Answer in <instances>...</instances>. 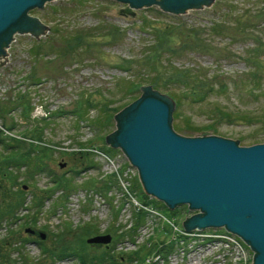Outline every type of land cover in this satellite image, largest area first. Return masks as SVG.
Wrapping results in <instances>:
<instances>
[{
  "label": "rangeland",
  "instance_id": "374dc122",
  "mask_svg": "<svg viewBox=\"0 0 264 264\" xmlns=\"http://www.w3.org/2000/svg\"><path fill=\"white\" fill-rule=\"evenodd\" d=\"M126 4L46 0L29 12L48 29L16 32L5 47L1 138L19 137L21 147L11 155L0 142V214L16 209L0 219V264H79L69 255L52 261L43 245L78 248L93 264L109 255L116 264H157V250L174 245L184 206L146 193L137 168L105 140L141 85L178 100L180 134L264 142V0H213L179 13L153 3L133 7L130 19L99 12ZM21 154L33 162L7 164ZM131 196L173 223L162 231L156 220L139 222ZM100 233L111 240L86 241Z\"/></svg>",
  "mask_w": 264,
  "mask_h": 264
},
{
  "label": "water",
  "instance_id": "95a60500",
  "mask_svg": "<svg viewBox=\"0 0 264 264\" xmlns=\"http://www.w3.org/2000/svg\"><path fill=\"white\" fill-rule=\"evenodd\" d=\"M46 0H0V65L7 60L5 47L16 32L38 37L48 29L29 10ZM123 8H111L125 18H136L133 7L156 3L171 12L207 6L213 0H119ZM142 94L114 114L116 128L105 136L119 147L137 168L146 193L170 209L186 204L185 229L221 226L237 233L254 250L251 264H264V142L240 145L211 131L183 135L171 126L174 102L151 85L140 86ZM44 237V233H40ZM110 233L86 238L108 243Z\"/></svg>",
  "mask_w": 264,
  "mask_h": 264
},
{
  "label": "built area",
  "instance_id": "2783aa9c",
  "mask_svg": "<svg viewBox=\"0 0 264 264\" xmlns=\"http://www.w3.org/2000/svg\"><path fill=\"white\" fill-rule=\"evenodd\" d=\"M143 212L146 223L156 220L157 226L165 231V223L170 216L164 214L158 207L151 203L137 200L131 196ZM130 204V203H129ZM183 216L192 214L185 204ZM189 213V214H187ZM155 222V223H156ZM177 239L174 245L164 246L163 251L157 250V264H251L254 250L237 233L227 230L224 225L193 227L185 229L182 225L176 226ZM175 234V232H174ZM156 258V256H154Z\"/></svg>",
  "mask_w": 264,
  "mask_h": 264
},
{
  "label": "trees",
  "instance_id": "16d2710c",
  "mask_svg": "<svg viewBox=\"0 0 264 264\" xmlns=\"http://www.w3.org/2000/svg\"><path fill=\"white\" fill-rule=\"evenodd\" d=\"M169 94V93H168ZM169 96L171 97V95L169 94ZM172 99H174V101H175V108H176V106H177V104H178V100L177 99H175L174 98V96L172 95V97H171ZM171 115H172V117H171V126H172V128L176 131V128H178V125H175V124H173L172 123V119L176 116V115H178L177 114V112H176V110H173L172 112H171ZM180 128V127H179ZM3 129L2 128H0V142H3L4 143V147H6L7 149H9V153L11 154V155H13V154H15V151H16V149L17 148H20L21 147V138H19V137H14L13 136V138L12 137H10L9 138V140H4L3 138H1L2 137V135H3ZM7 142V143H6ZM110 146H112V145H110ZM113 147V146H112ZM111 147V148H112ZM22 157H24V154L22 155H20V156H17V157H12V159L9 161V162H7V164L9 165L10 164V166H12V167H20L22 164H31L32 162H33V158H32V156H27V157H25V159L24 158H22ZM6 173V172H5ZM33 174L34 173H31V172H28V170H26V172H25V177H27V178H29L30 176H33ZM65 183H67V181L65 182ZM142 185V184H141ZM21 199V198H20ZM41 202H42V198L41 199H39V200H37V201H35L34 203H33V205H36L37 207L38 206H40V204H41ZM163 203V202H162ZM22 199L21 200H18V202H17V208L19 207V206H22ZM164 204V203H163ZM164 205H166V204H164ZM167 206V205H166ZM26 207V206H25ZM14 208H15V206L12 208V209H10V210H14ZM9 210V211H10ZM9 211L8 212H3V213H1L0 214V219H2L3 218V216L6 214V215H8V216H11L10 214L12 213V214H15V212H16V209L14 210V212H12L11 211V213H9ZM139 211V213H141L142 215H140L139 213V222L140 221H143V219H144V216H143V213H142V211L140 210V209H137V211L136 212H138ZM28 220L30 221V218H28ZM42 242V241H41ZM41 252L42 253H47L48 252V255H49V257L51 258V260L52 261H54V260H56V259H58V258H63L64 256H67V255H69V256H73V258H75V260H77L78 261V263L79 264H93L91 261H92V258H90L87 254H85V253H83V252H81L78 248H74V247H71L70 245H62V246H58L57 248H55V249H50V248H47V247H45L44 245H43V247H42V249H41ZM99 259H100V261H101V264H104V263H106V262H109V263H112V264H116L117 262H116V260H115V258H114V256H112V255H109V256H102V257H99ZM24 264H27V262L24 260Z\"/></svg>",
  "mask_w": 264,
  "mask_h": 264
},
{
  "label": "flooded vegetation",
  "instance_id": "af4514ba",
  "mask_svg": "<svg viewBox=\"0 0 264 264\" xmlns=\"http://www.w3.org/2000/svg\"><path fill=\"white\" fill-rule=\"evenodd\" d=\"M26 230L30 231V232H33V228H30V227H26Z\"/></svg>",
  "mask_w": 264,
  "mask_h": 264
}]
</instances>
